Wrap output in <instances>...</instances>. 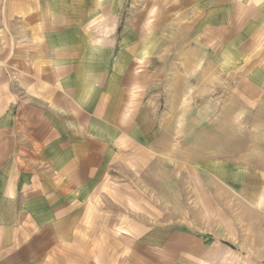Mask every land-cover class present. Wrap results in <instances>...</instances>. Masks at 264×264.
Returning <instances> with one entry per match:
<instances>
[{"label":"crops","instance_id":"obj_1","mask_svg":"<svg viewBox=\"0 0 264 264\" xmlns=\"http://www.w3.org/2000/svg\"><path fill=\"white\" fill-rule=\"evenodd\" d=\"M68 1L0 0V264H264L259 198L243 204L245 240L215 241L188 213L147 224L145 200L109 184L115 161L146 144V119L132 116L129 87H107L113 74L79 69ZM178 1L203 37L264 45V0Z\"/></svg>","mask_w":264,"mask_h":264},{"label":"rangeland","instance_id":"obj_2","mask_svg":"<svg viewBox=\"0 0 264 264\" xmlns=\"http://www.w3.org/2000/svg\"><path fill=\"white\" fill-rule=\"evenodd\" d=\"M120 2L118 14L94 10ZM66 6L78 10L66 17L76 29L68 48L78 51L79 69L113 74L107 87H129L132 116L138 110L146 119L140 127L146 144L115 161L109 184L145 200L149 225L188 213L215 241L236 231L245 240L243 204L264 203V91L250 94L254 70L264 68V45L246 44L234 31L203 37L178 0Z\"/></svg>","mask_w":264,"mask_h":264}]
</instances>
